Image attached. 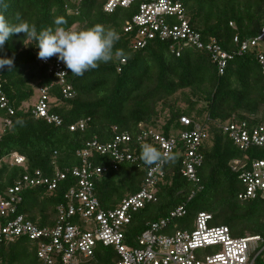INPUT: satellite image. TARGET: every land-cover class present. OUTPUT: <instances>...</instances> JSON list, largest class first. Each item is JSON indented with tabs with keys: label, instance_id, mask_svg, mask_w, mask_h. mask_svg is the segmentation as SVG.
<instances>
[{
	"label": "trees",
	"instance_id": "16d2710c",
	"mask_svg": "<svg viewBox=\"0 0 264 264\" xmlns=\"http://www.w3.org/2000/svg\"><path fill=\"white\" fill-rule=\"evenodd\" d=\"M181 1L192 25L205 38L214 37L232 54L223 74L206 50L187 46L177 55L170 42L161 39L151 40L144 48H134L136 31L126 32L124 28L137 12L138 2L108 12L104 9L107 0H5L8 7L0 8V12L10 24L18 23L19 14L39 32L47 27L55 29L54 20L64 17L67 24L62 27L83 30L99 23L114 29L120 39L114 45L111 61L100 63L83 76L68 70V81L75 90L70 98L62 94L55 77L38 58V42L26 40L25 33L13 34L0 49V57H14V68L0 70V81L14 109V114L9 115L0 108V119H11L0 140V158L15 151L26 159L25 166L0 162V193L28 171L41 169L51 174L56 168L80 165L78 151L86 141L94 137L112 141L115 126L134 136L132 149L148 167L141 159V144L136 141L141 127L178 136L184 129L180 118L188 116L208 134L201 147L204 161L198 170L199 182L182 175V155L176 150L171 155L173 159L164 165L158 199L134 213L126 232L127 242L136 244L149 222L168 216L180 205H185L186 212L172 218L164 232L191 229L200 212H209L211 226L227 225L233 236L264 238V199H239L243 186L230 161L242 153L222 130L227 122L264 123V76L258 61V54L264 52V41L242 54L237 53L239 45L234 41L236 35L244 40L260 32L264 26V0ZM122 58L125 63H121ZM43 85L50 86L51 111L61 116L62 125L48 123L32 113V98ZM19 119L22 125L17 123ZM82 119L86 120L84 129L70 130V124ZM151 144L159 149L157 144ZM250 154L264 158V148L252 147ZM92 159L100 165L111 163L109 154L94 153ZM145 177L146 170L137 163L124 162L119 169H108L96 179L102 207L114 208L125 196L139 191ZM71 182L64 181L52 194L40 188L26 189L20 212L36 224L53 225L56 206L63 201ZM19 242L23 249L9 260L3 247V264H14L17 256L38 264L36 242L20 238L15 243ZM260 249L256 264H264V242L257 252ZM97 257L98 264H116L118 260L114 249L103 245L97 247Z\"/></svg>",
	"mask_w": 264,
	"mask_h": 264
},
{
	"label": "built area",
	"instance_id": "2783aa9c",
	"mask_svg": "<svg viewBox=\"0 0 264 264\" xmlns=\"http://www.w3.org/2000/svg\"><path fill=\"white\" fill-rule=\"evenodd\" d=\"M135 2H138L137 12L124 28L126 32L136 31L134 48L141 49L151 40L161 39L170 42L177 55L187 46L206 50L219 73H224L232 54L214 37L205 38L192 25L181 0H107L104 9L111 12L118 6L129 7ZM234 41L239 45L238 54L258 47L264 41V26L256 36L242 40L236 35ZM40 61L55 77L62 94L73 97L75 90L68 81L69 71L65 64L57 56ZM258 61L264 76V52L258 54ZM121 63H125L124 58ZM38 92V100L32 109L34 116L62 125L61 116L51 111L53 98L50 86H40ZM0 108L9 115L14 114L1 81ZM180 122L184 129L178 136L165 135L142 126L136 141L139 144L155 143L170 155L179 149L182 175L198 183V170L204 161L201 147L208 134L200 123L188 116H181ZM10 124L9 117L0 119V140ZM85 125L86 120L82 119L70 124L69 128L74 131L84 129ZM114 130L112 141L103 142L97 137L86 141L84 148L78 151L80 165L56 168L51 174L41 169L28 171L0 193V264L4 262L3 247L20 238L36 242L38 264H98L99 245L114 249L118 257L116 264H256L262 249L257 250L264 238L251 234L233 236L227 225L211 226L209 220L212 215L209 212H200L191 229H178L172 234L164 232L172 218L186 212L185 205L178 206L160 220L149 222L136 238V244L128 243L126 232L134 213L158 199V187L165 176L166 162L159 167H146L132 149L134 136L120 131L117 126ZM222 130L242 153L230 161L231 169L238 174L243 186L239 199H264V158L250 154L252 147L264 148V123L251 125L245 121H233L224 123ZM94 153L109 154L110 165L97 164L92 159ZM1 161L18 166L26 164L25 157L15 151L0 158ZM124 162L137 163L146 170L143 187L125 196L116 207L103 208L96 193V179L110 168L119 169ZM69 180L72 182L65 189L64 199L56 206L53 225L36 224L20 212L26 189L40 188L46 194H52Z\"/></svg>",
	"mask_w": 264,
	"mask_h": 264
},
{
	"label": "clouds",
	"instance_id": "9594fccd",
	"mask_svg": "<svg viewBox=\"0 0 264 264\" xmlns=\"http://www.w3.org/2000/svg\"><path fill=\"white\" fill-rule=\"evenodd\" d=\"M5 0H0V8L7 9ZM18 23L10 24L3 12H0V49L13 34L25 33L27 39L38 42V58L47 60L57 56L72 75L83 76L86 71L98 68L100 63H107L113 59V48L120 36L114 29H106L103 24H95L83 30L65 28L67 24L64 17L54 20L55 29L47 27L39 32L34 24L24 21L19 14L16 16ZM119 54V53H117ZM14 68V57H0V70ZM64 74V73H61ZM17 123L23 124L19 119ZM141 159L148 165L159 167L172 158L151 143H141Z\"/></svg>",
	"mask_w": 264,
	"mask_h": 264
},
{
	"label": "rangeland",
	"instance_id": "374dc122",
	"mask_svg": "<svg viewBox=\"0 0 264 264\" xmlns=\"http://www.w3.org/2000/svg\"><path fill=\"white\" fill-rule=\"evenodd\" d=\"M39 97V92L38 90L36 91L35 96L32 98L31 103H36V101L38 100ZM23 244L19 243H15L12 242L8 245L5 246V250H7V260H9L11 258L12 255L19 253L22 249H23ZM14 264H35L34 262L32 263L30 261V259H24L23 257L17 256L16 259L14 260ZM8 262V261H7ZM9 263V262H8ZM6 264V263H5Z\"/></svg>",
	"mask_w": 264,
	"mask_h": 264
}]
</instances>
